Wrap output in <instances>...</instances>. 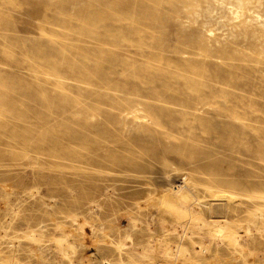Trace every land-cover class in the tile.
Returning <instances> with one entry per match:
<instances>
[{"label": "rangeland", "instance_id": "rangeland-1", "mask_svg": "<svg viewBox=\"0 0 264 264\" xmlns=\"http://www.w3.org/2000/svg\"><path fill=\"white\" fill-rule=\"evenodd\" d=\"M0 264H264V0H0Z\"/></svg>", "mask_w": 264, "mask_h": 264}, {"label": "bare ground", "instance_id": "bare-ground-1", "mask_svg": "<svg viewBox=\"0 0 264 264\" xmlns=\"http://www.w3.org/2000/svg\"><path fill=\"white\" fill-rule=\"evenodd\" d=\"M179 199H180V201L185 202V201L188 199V197H187L186 195H181V196L179 197ZM220 234H221V232L218 231V232H217V235H220Z\"/></svg>", "mask_w": 264, "mask_h": 264}]
</instances>
